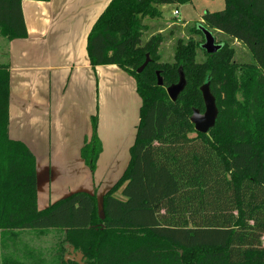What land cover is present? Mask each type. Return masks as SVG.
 Returning a JSON list of instances; mask_svg holds the SVG:
<instances>
[{
	"label": "trees",
	"instance_id": "obj_1",
	"mask_svg": "<svg viewBox=\"0 0 264 264\" xmlns=\"http://www.w3.org/2000/svg\"><path fill=\"white\" fill-rule=\"evenodd\" d=\"M21 1L0 0L5 42L26 36ZM187 2L111 0L87 36L91 67H118L133 77L141 99L129 161L102 197L101 220L95 196L85 192L37 210L34 157L7 137L8 63L1 53L0 248L8 250L2 264H20L11 242L20 232L43 231L60 235L38 264H264V0H224L223 10L199 23L241 43L251 62H235L234 48L216 39L221 49L205 53L195 25L188 34L201 39L178 38L172 60L162 62V32L142 41L143 19L160 18L159 6ZM146 55L150 62L137 74ZM178 68L186 86L171 102L165 89L177 82ZM207 80L218 113L214 127L198 134L189 117L204 111L199 88ZM92 124L82 147L91 170L99 154L95 118Z\"/></svg>",
	"mask_w": 264,
	"mask_h": 264
},
{
	"label": "crops",
	"instance_id": "obj_2",
	"mask_svg": "<svg viewBox=\"0 0 264 264\" xmlns=\"http://www.w3.org/2000/svg\"><path fill=\"white\" fill-rule=\"evenodd\" d=\"M110 1L22 0L26 36L5 42L7 137L23 143L34 157L39 211L51 206V199H63L70 192H89L74 187L75 191L61 190L51 199L47 196L50 191H58V184L53 181L59 173L77 175L86 168L82 147L90 142L84 137H91L92 127L82 137L76 131L84 129L88 120L95 118L96 127L102 130L96 133L100 152L95 164L98 176L91 183L92 187L95 182L99 186L97 198H102L121 176L115 181V176L112 180L109 177L121 160L127 156L126 163L129 161L141 106L135 81L113 65L91 67L86 51L87 36ZM117 88L121 90L117 92ZM118 110L123 114L128 110V122L122 127L123 142L109 134L112 124L117 126L111 113ZM104 157L105 167L101 168L99 163ZM43 162H47L46 168L42 167ZM72 181L80 184L79 180ZM102 184L104 188L99 191ZM43 199L46 202L39 207Z\"/></svg>",
	"mask_w": 264,
	"mask_h": 264
},
{
	"label": "rangeland",
	"instance_id": "obj_3",
	"mask_svg": "<svg viewBox=\"0 0 264 264\" xmlns=\"http://www.w3.org/2000/svg\"><path fill=\"white\" fill-rule=\"evenodd\" d=\"M224 9V0H188L187 3L183 5L178 6H171V5H162L159 6V11L161 12L160 18L155 19H149L144 18L143 24L147 26V30L142 34L141 40L145 41L147 40L152 34L162 32L164 41L160 45L158 53L160 54V58L162 62H170L172 60L173 56V48L175 45V41L178 38L183 39L184 41L187 40V38L191 37L194 40L201 39V35L198 34H191L189 35V28L188 26H199V23L201 21V17L205 13H212V12H218ZM176 10L178 12V15L176 17H173V11ZM213 36L215 37L216 41L220 42H227L234 48V56L233 60L238 63L242 62H251V54L248 52L247 48H245L241 43L237 41H231L227 37L223 35L216 34L213 32ZM5 48V41L0 37V60L4 61L3 55L1 54L4 51ZM203 59V56L201 53H198V60L201 61ZM117 92L121 90V88H117ZM118 95V93H117ZM118 97V96H117ZM122 111L123 108H122ZM111 120L116 121L117 126L112 124L111 130L109 131L110 136L116 137L117 141L122 140L124 141L125 137L122 135V127H124L125 123L128 122V110H126L123 113H121L119 110L117 112L111 113ZM105 125V123H103ZM81 125V122L80 124ZM93 127L92 121L88 120L87 125L85 128H79L76 131V135L79 134V136H83V133H86L89 128ZM108 129V128H107ZM102 131L101 128L98 129V126L96 127V133ZM101 133V132H100ZM100 135V134H99ZM102 135V134H101ZM105 135V134H104ZM90 141L91 137L87 136L86 138ZM100 153V152H99ZM99 155V154H98ZM125 156V154H124ZM127 157V156H126ZM125 157V158H126ZM124 158V157H122ZM122 159L119 165L111 172V175L109 176L110 179H114V176L116 177L114 181L121 175L122 169L125 166L126 160ZM105 157L102 161H100V167H105ZM55 164V162H53ZM127 164V163H126ZM42 167H47V162L42 163ZM86 166V165H85ZM81 170V168H80ZM57 171H61L60 168H58ZM62 173V172H61ZM59 173L58 177L55 178L53 181L54 183L58 184L57 190L52 193V191L47 194L48 198H52L53 196H58L59 191L64 190L63 193H66L67 190L69 191H75L74 189H82V190H89L92 195L95 196V192L98 191V185L96 186L95 183L93 184V187L91 186V183L93 181H96L98 176V169L95 167L93 170H91L88 166L81 170L80 174L77 175H66L62 176V174ZM109 174V172H108ZM61 178L64 179V182L61 181ZM119 179V178H118ZM72 180H79L78 182L80 184L77 185V182ZM71 181V182H70ZM78 187V188H77ZM103 184L100 186L99 191L103 190ZM88 192V193H89ZM74 193V192H70ZM68 195V194H67ZM63 197V196H62ZM61 197V198H62ZM61 198H58L61 200ZM96 199V217L98 219L103 218V210H102V198ZM52 204L57 202L58 200H52ZM101 201V202H100ZM46 202V199H43V201L39 202V207H42L44 203ZM50 204V205H52ZM19 233V232H18ZM60 233L58 231H43V232H31L30 234H27L25 232H20L19 236H17V240L13 238L11 242H13L19 246V249L16 251V256L20 264H26L25 260L28 261L27 264H38L39 259L45 257L48 252V250H45L46 247L49 248V246H52L55 244V238L59 236ZM20 237V238H19ZM2 254L4 256H8L6 251ZM46 254V255H44ZM52 254H55L52 252ZM27 258V259H25Z\"/></svg>",
	"mask_w": 264,
	"mask_h": 264
},
{
	"label": "water",
	"instance_id": "obj_4",
	"mask_svg": "<svg viewBox=\"0 0 264 264\" xmlns=\"http://www.w3.org/2000/svg\"><path fill=\"white\" fill-rule=\"evenodd\" d=\"M198 30L203 36V43L200 45V48L207 54H214L219 49H221L222 44H217L212 33L202 26H197ZM149 57L146 55L144 62L139 68H137L136 73H141L144 68L149 64ZM178 79L177 82L168 86L165 89L166 95L171 102H175L179 95L183 92L186 81L182 73L181 68H178ZM156 76V85L161 87L163 85V80L160 75V72H155ZM201 98L203 101L204 111L199 112L198 110H192V114L189 117L190 123L193 125V129L198 134H207L208 131L214 127L215 121L217 118V108L215 105V99L212 96L209 89L208 80L199 88ZM80 262V258L77 259Z\"/></svg>",
	"mask_w": 264,
	"mask_h": 264
},
{
	"label": "flooded vegetation",
	"instance_id": "obj_5",
	"mask_svg": "<svg viewBox=\"0 0 264 264\" xmlns=\"http://www.w3.org/2000/svg\"><path fill=\"white\" fill-rule=\"evenodd\" d=\"M2 251H3V253H5L4 251H6V253H8V252H7L8 250L1 249V248H0V264L3 263V262H2V258L4 257V255L2 254ZM14 253H16V252H14ZM69 257L72 259L74 256L71 254Z\"/></svg>",
	"mask_w": 264,
	"mask_h": 264
},
{
	"label": "built area",
	"instance_id": "obj_6",
	"mask_svg": "<svg viewBox=\"0 0 264 264\" xmlns=\"http://www.w3.org/2000/svg\"><path fill=\"white\" fill-rule=\"evenodd\" d=\"M178 15V12L176 10L173 11V16L176 17Z\"/></svg>",
	"mask_w": 264,
	"mask_h": 264
}]
</instances>
